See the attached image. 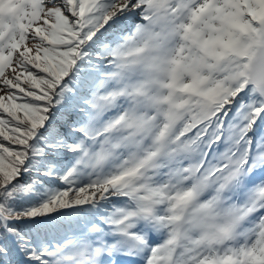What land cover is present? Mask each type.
Listing matches in <instances>:
<instances>
[{
    "label": "snow or ice",
    "instance_id": "1",
    "mask_svg": "<svg viewBox=\"0 0 264 264\" xmlns=\"http://www.w3.org/2000/svg\"><path fill=\"white\" fill-rule=\"evenodd\" d=\"M0 264H264V0H0Z\"/></svg>",
    "mask_w": 264,
    "mask_h": 264
}]
</instances>
